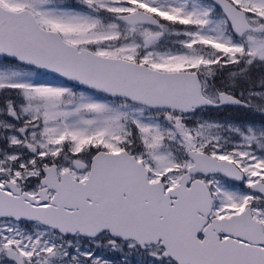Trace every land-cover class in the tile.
I'll list each match as a JSON object with an SVG mask.
<instances>
[{"label":"snow or ice","instance_id":"6c2138e0","mask_svg":"<svg viewBox=\"0 0 264 264\" xmlns=\"http://www.w3.org/2000/svg\"><path fill=\"white\" fill-rule=\"evenodd\" d=\"M0 264H264V0H0Z\"/></svg>","mask_w":264,"mask_h":264}]
</instances>
